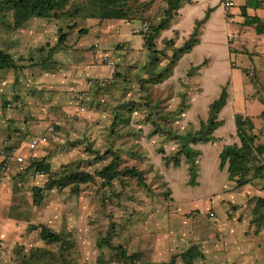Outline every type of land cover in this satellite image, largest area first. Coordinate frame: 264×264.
Wrapping results in <instances>:
<instances>
[{
	"label": "rangeland",
	"instance_id": "374dc122",
	"mask_svg": "<svg viewBox=\"0 0 264 264\" xmlns=\"http://www.w3.org/2000/svg\"><path fill=\"white\" fill-rule=\"evenodd\" d=\"M87 1L71 0L66 9L71 11ZM149 1L129 0L133 20H116L123 31L119 39L135 44L142 41L134 29L144 21L158 20L164 6V0ZM229 14L224 13L225 21L236 38L222 41V46L231 55V74L227 67L224 78L206 75L214 56L207 46L213 41H204V66L185 65L176 74L180 60L161 82L149 77L163 69L166 59L151 67L145 50L131 56L124 45L113 43L107 50L93 46L96 41H117L108 32L111 26L107 22L114 19L65 15L59 19L31 18L10 32L0 28V55L8 53L17 65L0 70L2 263L14 264L34 248H48L39 230L29 228L45 224L67 235L72 243L68 257L73 264H121L116 249L99 245L113 222L111 245H122L128 254L143 261L167 260L196 244L204 258L193 264H264V223L257 228L251 222L253 204L264 195V178L253 167L248 182L236 186L227 180L226 167L217 166L222 146L238 142L235 127L228 125L235 112L253 117L260 141L264 131V121L257 116L264 108L260 101L264 98V55L259 53H264V32L228 20ZM61 32L66 33L69 45L64 42L51 50ZM182 36H178V43ZM63 46L66 48L61 50ZM108 50L115 52L107 56L108 61L97 56ZM249 63L256 70L246 72L243 66ZM82 65L84 72L90 67H105L110 73L94 80L88 89L76 88L70 76L74 70L81 73L78 68ZM90 79L86 76L84 85ZM211 81L214 92L204 104H197L195 101L204 95L205 82ZM225 82L228 98L219 113L223 125L214 131L212 142L192 145L200 154L196 184L191 185L184 157L179 166L166 165L159 150L173 154L179 141L174 136L198 129L199 122L206 119L208 104ZM185 108L192 115L186 111L181 114ZM51 124L56 127L55 137L28 149L29 140L44 134ZM221 130L226 132L220 134ZM107 149L119 154V168L142 170L145 186L123 175L111 184L96 177L81 184L78 192L70 186L45 189L42 198L34 202L33 187H43L48 177L32 167V162L49 165L50 173L69 168L94 172L110 160L109 155L96 160L95 151ZM207 153L217 155V163L203 169L201 161ZM18 154L32 160L26 172L17 176L14 156ZM35 172L39 174L34 176ZM207 175L213 176L214 185H205ZM177 264H183L180 258Z\"/></svg>",
	"mask_w": 264,
	"mask_h": 264
},
{
	"label": "trees",
	"instance_id": "16d2710c",
	"mask_svg": "<svg viewBox=\"0 0 264 264\" xmlns=\"http://www.w3.org/2000/svg\"><path fill=\"white\" fill-rule=\"evenodd\" d=\"M71 0H0V28L5 31H13L20 28L31 18H55L61 16H83L97 18L99 20H124L131 21V12L129 0H88L81 5L76 6L73 10L68 11L67 6ZM149 2H153L150 0ZM192 0H164L162 13L158 20L148 23L145 30L140 33L143 38L144 48L148 52V65L155 66L161 58L167 60L163 69L159 72H153L149 77L153 82H161L167 78L183 55L191 52L195 46L200 43V35L205 22L208 20L212 7L204 10L203 16L195 18L191 28L181 37V42H177L180 35L177 29H172V25L180 15V10L185 4L191 3ZM262 0H246L245 4L240 7L242 24L252 26L262 33L264 32V20L257 16H249L246 13L247 7L259 8ZM150 3H148V6ZM142 22V23H144ZM82 30V31H81ZM171 30V34L166 36L164 31ZM85 33V29L79 30ZM66 43V33L61 32L57 38L56 44L51 47L54 50L56 46ZM230 51L232 49L230 48ZM52 52V51H50ZM49 52V55H50ZM2 53V51H0ZM4 54V53H3ZM0 55V70L15 69L17 67L14 59L7 53ZM204 58L199 64L193 65L194 68L204 66ZM247 72L248 70L245 69ZM189 75V74H187ZM228 82V81H227ZM220 86L217 96L208 104L206 119L199 122L197 130L188 131L183 135L174 136L178 138L177 150L170 155H165L162 150V159L166 165L170 163L173 166H179L181 156L187 164L188 183L196 184L198 161L197 157L200 151L192 145L198 143L212 142L214 131L223 125V118L219 113L227 103L228 83ZM264 104V98L260 97ZM182 109V108H180ZM187 111V108L181 110V114ZM264 121V108L257 115ZM154 125L156 122L152 121ZM233 123L238 142L225 144L218 153L219 167H226L227 180L235 183L236 186H242L248 182V174L254 167L256 174L264 178V131L263 140L260 141L258 135L254 132L255 126L253 117L235 112L233 114ZM158 127V126H156ZM109 155L110 160L107 164L94 172L85 171L79 168H69L59 173H50L49 165L32 162V167L36 168L47 175V180L43 187L35 186L32 189L34 202H38L43 196L45 189L64 188L70 186L71 191L78 192L81 184L92 182L99 177L105 184H111L121 175L136 179L138 184L145 186V177L142 170L134 166H124L119 168L121 158L116 151L107 149L103 153L95 151V159L100 160L103 156ZM21 173L17 172V176ZM251 222L257 228L264 223V195L256 198L251 209ZM38 229L39 236L48 246L37 247L29 251L28 254L21 255L20 259L14 264H73L68 257V252L72 246L71 241L63 231H56L45 224L29 227ZM114 230L113 222L110 223L109 229L105 236L100 240V246H110L116 249L121 264H177L180 258L183 264H193L195 260L204 258V254L198 245L193 244L181 253L172 255L169 259L150 262L143 261L137 255L128 254L122 245H111V235ZM18 252V251H17ZM0 264H4L0 261ZM103 264V263H101Z\"/></svg>",
	"mask_w": 264,
	"mask_h": 264
},
{
	"label": "crops",
	"instance_id": "0c3cea01",
	"mask_svg": "<svg viewBox=\"0 0 264 264\" xmlns=\"http://www.w3.org/2000/svg\"><path fill=\"white\" fill-rule=\"evenodd\" d=\"M245 2H246V0H238V3L236 2L235 7H233L229 11L230 14L227 17V19L230 21H236V22L242 24L243 17L241 16L240 7L243 6L245 4ZM261 3H262L261 7L256 8V9L251 8V7H247V9H246L247 15L257 16L260 19L264 20V0H262ZM207 7H212L213 10L211 11L210 16H209L208 20L205 22L204 27L202 29V33L200 35V43L197 46H195L191 52L182 56V58L180 59L181 62L179 63V65L176 68L177 69L175 71L176 74H178L179 68L181 69L185 65L189 66V65L199 64L204 59V53L202 52L204 41H213V43L207 44L209 49L212 51L211 54L214 56V60L211 63V65L209 66V68L206 70V75L208 77H212V78H224L226 76L227 67H229V60L231 58L230 57L231 55L229 53V50H227V52L225 53L224 47L222 46V41H226V43L228 41H235L236 36L230 35V33H229V25H228V22L225 21V15H224L223 9L220 5V0H192L191 3L185 4L183 6V8H181V10H180V15L178 17L179 19L177 18L175 20V22L173 23L172 29H177L181 35H185L186 32L189 30V28H191L194 19L203 16L204 10ZM112 21L107 22L108 25L111 26V29H109L108 32L111 35V37L116 38L117 41H101V43L96 41L93 44V46H96V47L100 46L101 49L107 50L109 48V46H111L113 43L116 45H119V46L124 45L125 48L129 49V53H130L129 55H131V56L134 54L135 51H137V52H139L140 50L142 52L146 51V49L144 48V44H143V38H142V41H140V43H138V44H135L134 41H127V39H125V38L119 39L118 38L119 32L123 33V31H121V27H119L118 21H116V20H112ZM121 21L126 22L124 20H121ZM233 31H235V30L233 29ZM98 34L105 36V35H103L102 32L101 33L98 32ZM170 34H171V30L169 31V33H166L165 35L169 36ZM120 40H123V41H120ZM65 44L69 45V43H67V42ZM200 45H201V47H200ZM65 48L66 47L63 46V48H61V50L65 49ZM94 49H96V48H94ZM259 53L264 55V53H262L260 51H259ZM114 55H115V52H113L112 50L104 51L102 54L97 53V56L99 58H104V61H108L107 56L109 57V56H114ZM70 59H69V62H72V59L71 60ZM105 66L106 67L109 66L108 62ZM243 68L247 69L249 71L250 68L251 69L255 68V70H256L257 67H255L252 64L250 65V63H249L248 65L243 66ZM78 69H80L81 73H76V71L74 70L73 71L74 73H72L70 76V78L74 79V81H75V82H71V84L73 83L76 88L78 86H80L81 88L86 86L88 89V86L91 87L93 85L94 80H100L102 76H106V75L108 76L110 73V72H108V69L105 67H97L96 69L90 67V69H88L84 72L83 71V65H82ZM229 71L231 74L230 67H229ZM86 76L91 77V79L87 82V84L84 85L83 79ZM77 81L80 83L79 85L76 83ZM204 85H205V91H204L205 94L203 96H201L199 100L195 101L197 104H199L198 102L204 104V102H206L208 100L209 95L214 92L215 85H214L213 81L205 82ZM209 92H210V94H209ZM185 113L188 115H192V113H189L188 110ZM193 114H195V112ZM185 118H187V117H185ZM228 125L230 127H234L233 116L231 118V121L228 123ZM224 132H226V130H224V131L221 130L220 134H222ZM216 158H217V155L214 156L213 154L207 153V155L205 156V159L203 161H201V166L203 167V169L204 168L207 169V168L211 167L213 165V163L216 164L217 163ZM217 166H219V162L217 163ZM212 181H214V182H212ZM214 184H215V179L213 178V176L207 175V179L205 180V185L212 186Z\"/></svg>",
	"mask_w": 264,
	"mask_h": 264
},
{
	"label": "built area",
	"instance_id": "2783aa9c",
	"mask_svg": "<svg viewBox=\"0 0 264 264\" xmlns=\"http://www.w3.org/2000/svg\"><path fill=\"white\" fill-rule=\"evenodd\" d=\"M220 5L223 9L224 13H229V11L235 7L236 5V0H220ZM148 26V23L144 22L140 28L134 29V32L138 33L141 30H145ZM82 110V109H81ZM55 132H56V127L54 124L48 125L46 128V131L44 134L39 135L37 137H33L29 140L28 142V149L33 150L35 149L38 145L47 142L49 139H52L55 137ZM31 157L29 155H24V154H18L14 156V165L19 173H24L26 172L27 168L31 164ZM39 172H35L34 176H37Z\"/></svg>",
	"mask_w": 264,
	"mask_h": 264
},
{
	"label": "bare ground",
	"instance_id": "6f19581e",
	"mask_svg": "<svg viewBox=\"0 0 264 264\" xmlns=\"http://www.w3.org/2000/svg\"><path fill=\"white\" fill-rule=\"evenodd\" d=\"M183 63V62H182ZM220 71V70H219ZM212 88V87H211ZM215 90V89H214ZM212 91V90H211ZM205 94V93H204ZM209 94H210V92H209ZM199 97V96H198ZM198 102V101H197ZM198 103H200V102H198ZM201 105V104H200ZM212 182H214V181H212Z\"/></svg>",
	"mask_w": 264,
	"mask_h": 264
}]
</instances>
